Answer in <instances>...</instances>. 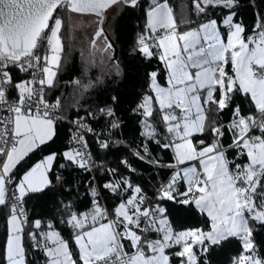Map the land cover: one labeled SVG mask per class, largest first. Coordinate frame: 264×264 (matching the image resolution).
I'll return each instance as SVG.
<instances>
[{
    "label": "snow or ice",
    "instance_id": "1",
    "mask_svg": "<svg viewBox=\"0 0 264 264\" xmlns=\"http://www.w3.org/2000/svg\"><path fill=\"white\" fill-rule=\"evenodd\" d=\"M117 3L136 7L138 0H0V102L6 103L5 85H13L10 66L22 72L33 70L31 80L13 85L18 91V100L10 109L14 114L13 143L10 148L0 147V156L5 157L0 165V205L7 203V186L14 182L16 165L55 135L54 120L48 109L58 107L60 102L57 100L55 105H49L43 95L44 88L54 84L63 50L60 37L63 21L55 13L64 7L74 13L101 15ZM192 6L197 15L206 14L209 8L229 9L222 21L229 29L227 40L221 35L216 19L179 32L167 3L154 4L146 13V33L138 38V50L145 58L159 55L168 72L167 87L160 86L156 81L157 73L152 72L151 86L155 96H145L138 110H142L146 118H151L153 103L158 104L168 133V142L162 147L173 150L175 166L190 161H197L199 165V169L195 165L180 168L168 184L160 187L157 198L183 206L195 204L207 212L212 221L211 229L176 232L169 222L166 208L159 205L142 207L145 198L139 186H133L127 179L107 183L104 187L113 192L123 187L125 191L131 190L132 195L115 208L112 219L98 203L94 204L91 213L70 214L68 223L76 230L74 240L82 264H170L171 258L166 250L173 245L181 247V251L174 254L182 258L181 264H199L194 247L207 252L211 246L230 237H239L243 247L234 264H264V258L256 255L249 227V219L264 223V202L257 205L253 199L264 180V135L250 134L257 128L264 134V23L258 22L253 34L245 38L244 26L234 22L236 14L231 11L236 0H192ZM101 36L106 44L103 50H110L112 44L103 28L95 33L96 38ZM42 42L48 46V52L43 56L37 54ZM92 45L95 47L96 39ZM228 64L232 74L226 71ZM37 68L41 74L38 80L34 71ZM217 92L219 99H216ZM235 92L250 95L261 118L245 117L238 106L234 109L235 119L229 126L234 132L232 146L239 148L248 162L236 164L233 171L225 152L220 151L218 141L223 136L222 126L209 129L216 137L212 144H205L203 140L194 143L193 136L206 130L209 110L206 106L215 104L222 111L228 107ZM34 97H39L38 101H34ZM107 114L113 115L112 110L108 109ZM113 127L118 125L113 124ZM145 127V134L155 137L157 133L153 126L146 122ZM79 139L83 142V137ZM4 142L7 144V135ZM101 147H108V143H102ZM56 156L52 153L44 157L15 181L13 195L17 203L11 207L8 220L5 264H28L23 241L26 218L22 200L28 192L41 191L51 183L48 172ZM63 156L80 168L88 167L85 153L79 150L65 151ZM180 180L187 185L183 191L177 188ZM33 224L34 228L40 229L42 221L35 220ZM48 228L52 229L51 223ZM139 231H155L161 236L160 239L147 240L138 234ZM28 235L36 241L35 247H43L47 264H77L68 242L58 231L39 233L44 241L42 244L37 241L36 232ZM125 239L130 240L134 249L131 254L124 249L122 241Z\"/></svg>",
    "mask_w": 264,
    "mask_h": 264
},
{
    "label": "trees",
    "instance_id": "2",
    "mask_svg": "<svg viewBox=\"0 0 264 264\" xmlns=\"http://www.w3.org/2000/svg\"><path fill=\"white\" fill-rule=\"evenodd\" d=\"M160 1L162 0H139L136 7L124 3L120 6L118 4L111 6L114 11L108 21L106 16L104 28L117 47L116 60L112 58V48L108 51L103 50L106 47L103 36L95 38L96 45L93 47V34L96 28L88 35L71 28L70 14L81 13L67 11L64 7L55 13L63 21L60 30L63 50L54 84L46 87V96L48 100L56 102L59 100L60 113L85 122L98 133L87 136L93 167L90 171L85 170L63 156L65 150L73 147L70 141V124L59 115L53 119L56 123L53 139L29 152L16 165L13 169L14 182L10 184L13 186L15 181H18L21 175L44 155L52 152L57 154L49 171L51 183L41 191L30 192L23 198V207L28 217L27 229L29 233L38 234L37 240L41 238L39 233L58 231L68 242L73 259L77 262L75 229L68 223L70 214L91 213L94 204L98 203L100 207L104 205L107 208L112 219L115 208L126 201L132 192L125 191L123 187L113 192L104 185L124 179L142 189L146 203L172 172L170 165L176 162L173 150L162 147L168 142V133L161 119L158 104L153 103L151 118H146L142 110H138L145 96H153L150 74L156 72V80L159 83H165L168 76L159 55L145 58L139 52L137 43L139 36L146 33L148 8ZM165 1L172 9L178 30L191 29L212 18L220 23L222 16L229 12V9L216 7L209 8L206 14L197 15L192 0ZM231 11L236 14L235 20L244 26L245 38L253 34L258 22L264 23V0H236V6ZM95 17L98 24V17ZM226 71L231 74L230 64L226 66ZM12 78L14 85L20 77L13 71ZM13 85L12 93L15 92ZM215 95L216 99H219V92ZM105 106L113 108V115L102 118L99 110ZM237 106L241 115L254 116L257 120L261 118L250 96L235 92L228 107L222 111L218 110L215 104L206 106L209 109L206 130L203 134L196 133L193 136L194 143L203 140L205 144H211L214 136L209 129L213 126H222L223 136L219 138V144L226 146L224 151L231 165H243L247 161V156L242 155L239 148L232 146L234 132L229 130L235 119L233 112ZM146 122L155 129L157 133L155 137L150 138L145 134ZM113 124L118 127H113ZM250 134L264 135L258 128ZM104 142L108 143V147H101ZM261 185L253 195L257 205L264 202L262 201L264 180L261 181ZM178 190L183 191L184 188L180 186ZM158 204L167 209V216L174 231L195 228L206 231L210 228V217L194 204L183 206L167 200H158ZM9 214L8 204L0 205V264H5L4 249ZM35 220L42 221L40 229L34 228ZM49 223L52 229L48 228ZM249 223L256 255L264 258V223L251 219ZM23 241L28 264H37L36 260L41 264L43 260L41 251L35 247L37 259L34 258L25 235ZM33 243L35 245V241ZM180 249V246L173 245L166 250L171 258V264L181 263L182 258L174 255ZM194 251L199 264H234L235 259L243 252V247L239 237H230L220 244L211 246L207 252H203L199 247H194Z\"/></svg>",
    "mask_w": 264,
    "mask_h": 264
},
{
    "label": "built area",
    "instance_id": "3",
    "mask_svg": "<svg viewBox=\"0 0 264 264\" xmlns=\"http://www.w3.org/2000/svg\"><path fill=\"white\" fill-rule=\"evenodd\" d=\"M139 1V0H138ZM52 24V22H51ZM162 34V33H161ZM48 52V46L46 44V42H42V46L41 48L38 50L39 55L43 56L45 54H47ZM41 67H43V61H41ZM10 72L12 74V72H16V74L20 77L17 82L20 81H25V80H31L33 78L32 73L33 70H29L28 72H22L19 71V69H17L16 67H11L10 66ZM36 72V79H40L41 78V74H40V69L37 68L34 70ZM6 88V103L5 102H0V147H5V148H10L12 143H13V139H12V129H13V119H14V114L12 111H10V109H12L15 106L16 101L18 100V91L17 89H15L14 93H12V85H5ZM43 95H44V99L45 101L49 104V105H55L56 101L53 100H48L47 96H46V87L43 90ZM34 101H38L39 97H34L33 98ZM33 108H35V104H33ZM101 109H104L105 111H101ZM99 110V114L102 116V118H107L109 117V115L107 114V110L111 109L113 112V108L111 106H105L102 107ZM50 116L54 119L56 116H62L65 120L68 121V123L70 124V141L72 144V147L74 150H79L83 153H85V157L88 159V167L84 168L85 170H91L93 167V163H92V157H91V152L90 149L88 147V143H87V136L90 134H94L97 135V132H94L93 129H91L85 122L78 120V119H74V118H69L68 116L64 115L63 113H60L59 111V106L58 107H50L48 109ZM177 114L179 115V110H176ZM81 124H83L85 127H82ZM5 128H7V133H5ZM88 129H91V131H89ZM5 135H7V144H5L4 139H5ZM80 137H83V142L80 141ZM109 139H111V137H108ZM216 139V137L213 138V141ZM212 141V143H213ZM219 142V141H218ZM86 145V146H85ZM225 148L220 146V151H224ZM5 157L4 156H0V165H2L3 161H4ZM177 162L171 164L172 166H170L172 168V172L169 174V176L160 184V186L157 189V192L151 197V199L149 201H147L143 207L145 208H155L158 204V190L160 189V187L162 185H166L169 183V181L171 180L172 176L175 174V172H177L181 165L179 166H175ZM229 167L235 171V165H229ZM180 182L181 180L178 182L177 184V188H179L180 186ZM8 188V192H7V204L9 206V209L11 210V207L17 203L15 197H14V193H15V189L13 188V186H11V184H8L7 186ZM103 205V204H102ZM22 206H23V200H22ZM24 208V207H23ZM102 209H106L107 208L103 205L101 207ZM25 211V209H24ZM107 212L109 213V211L107 210ZM26 218V223L24 224V235L26 236L27 241L29 242V245L31 247V251L33 252V256L34 258H36L35 255V246L34 243L31 239V237L28 235V217L25 211V217ZM109 219H111L110 215L108 217ZM142 218V224H141V228L145 227V223L143 222ZM76 230H74L75 232ZM154 231H148V232H144V231H139L138 234L141 235L144 238H147L149 236L150 233H152ZM132 252H134V249L131 252H128L129 254H131ZM37 259V258H36ZM37 264H40L38 260H36Z\"/></svg>",
    "mask_w": 264,
    "mask_h": 264
},
{
    "label": "rangeland",
    "instance_id": "4",
    "mask_svg": "<svg viewBox=\"0 0 264 264\" xmlns=\"http://www.w3.org/2000/svg\"><path fill=\"white\" fill-rule=\"evenodd\" d=\"M159 3H167L165 0H162V1H160ZM118 4V6H120V4L121 3H117ZM168 5V4H167ZM111 7V6H110ZM109 7V9L108 10H106V16H107V21H108V18L111 16V14L113 13V11H114V8L113 7H111L110 8ZM152 7V6H151ZM151 7H149L148 8V10L151 8ZM168 7H169V5H168ZM147 10V11H148ZM147 13V12H146ZM229 13H226L225 14V16L223 17V19L228 15ZM57 18H60V16H58ZM69 19H70V26H71V28H73V30H77V31H80V32H83V33H87V35L89 34V32H91L92 30H94L95 28H97V19H96V17L94 16V15H92V14H80V15H78V14H70V16H69ZM223 19H222V21H223ZM146 21H147V17H146ZM206 22V21H205ZM53 23V22H52ZM202 23H204V22H202ZM222 24V23H221ZM223 25V24H222ZM198 26V25H197ZM196 26V27H197ZM193 28H195V27H193ZM178 30V29H177ZM187 30H189V29H187ZM187 30H178L179 32H184V31H187ZM219 30H220V32H221V35L224 37V32H227V34H228V31H229V29H227L226 31H224V30H221L220 28H219ZM50 34V33H49ZM225 41L227 40V35L225 36ZM164 63V62H163ZM157 81V80H156ZM157 83L160 85V86H162V87H167V80H166V82L165 83H159L158 81H157ZM150 87H151V90H152V93H153V97L155 96V92L153 91V89H152V86H151V77H150ZM159 106V105H158ZM193 165H195L197 168H198V162L197 161H190V162H187V163H185V164H183V165H181V167L180 168H184V167H189V166H193ZM199 169V168H198ZM185 182V181H184ZM185 184H186V182H185ZM186 187H187V185H186ZM207 213V212H206ZM10 214H11V212H10ZM246 216H248V214L246 213ZM8 217H9V215H8ZM7 217V218H8ZM211 220V219H210ZM211 223H212V221H211ZM211 223H210V228L208 229V230H206V231H209L210 229H211ZM249 227H250V223H249ZM184 230H187V229H184ZM179 231H181V230H179ZM177 232V231H176ZM40 240V239H39ZM75 241V240H74ZM180 251H181V249H180ZM181 264V263H180Z\"/></svg>",
    "mask_w": 264,
    "mask_h": 264
},
{
    "label": "crops",
    "instance_id": "5",
    "mask_svg": "<svg viewBox=\"0 0 264 264\" xmlns=\"http://www.w3.org/2000/svg\"><path fill=\"white\" fill-rule=\"evenodd\" d=\"M168 4V3H167ZM229 13V12H228ZM225 16V14L222 16V18L220 19V23L218 22V25H219V28L221 29V30H224V31H226L228 28H227V26H224V25H222L221 23H222V19H223V17ZM212 19H214V18H212ZM205 22V21H204ZM234 22H237V23H240V22H238L237 20H235V17H234ZM225 34H224V38H225V36L227 35V32H224ZM231 70H232V68H231ZM231 74H232V72H231ZM167 80V79H166ZM250 96V95H249ZM251 98V97H250ZM255 106V105H254ZM56 123H55V120H54V129H55V125ZM212 144V143H211ZM221 146V145H220ZM221 147H224V148H226V146H224V145H222ZM69 150H74V149H72V148H69V149H67V150H65V151H69ZM64 151V152H65ZM223 152H225V151H223ZM52 153H54V152H52ZM52 153H48V154H46V155H44L41 159H39V160H37V161H35L24 173H26L27 171H29L36 163H38L39 161H41L44 157H46V156H48V155H50V154H52ZM173 154H174V152H173ZM225 156H226V154H225ZM174 158H175V154H174ZM226 159H227V156H226ZM228 160V159H227ZM175 161H176V158H175ZM55 162V161H54ZM248 162V158H247V161L244 163V164H246ZM54 164V163H53ZM53 166V165H52ZM52 168V167H51ZM198 168H199V165H198ZM24 173L21 175V177L24 175ZM48 179L50 180V175H49V172H48ZM180 186L181 187H183L184 188V190H185V188H186V184H185V182L183 181V180H181V182H180ZM179 186V187H180ZM13 188L15 189V184L13 185ZM28 193H30V192H28ZM27 193V194H28ZM145 204V203H144ZM144 204L142 205V207L144 206ZM195 205V204H194ZM196 206V205H195ZM200 210V209H199ZM201 211V210H200ZM11 212V211H10ZM202 212H204L205 214H207L206 213V211H202ZM10 216H11V214H9V217L7 218V230H9V225H8V220H9V218H10ZM120 231L121 232H123L124 231V229L123 228H121L120 229ZM181 231H183V230H181ZM177 232H179V231H177ZM8 234V233H7ZM160 236H161V234L160 233H158V232H153L152 233V235L150 236V237H147L146 239L147 240H156V239H160ZM37 241H40L41 242V244L44 242L43 241V238L41 237L40 238V240H37ZM35 243H36V241H35ZM122 243H123V245H124V249H125V251L126 252H131L132 250H133V248H132V246H131V242H130V240H127V239H125V240H123L122 241ZM76 247H77V250H78V262H77V264H82V262L79 260V249H78V246L76 245ZM37 249H39L40 251H41V253H42V258H43V260H42V263L41 264H47V257H46V255H45V252H44V250H43V247H39V248H37ZM168 254V253H167ZM170 264H171V262H170Z\"/></svg>",
    "mask_w": 264,
    "mask_h": 264
},
{
    "label": "water",
    "instance_id": "6",
    "mask_svg": "<svg viewBox=\"0 0 264 264\" xmlns=\"http://www.w3.org/2000/svg\"><path fill=\"white\" fill-rule=\"evenodd\" d=\"M106 10H107V9H106ZM106 10H104L103 13H102L101 15H97V14H95V13H88V14H93V15H95V16L98 17V24H97V28H96V30H95V32H94V34H93V39L96 38V37H95V33H96L99 29L103 28V30H104V35L107 36V38H108V42H110V43L112 44V49H113L112 52H111L112 58H113L114 60H116V58H117V47L115 46V44L113 43V41H112L111 38L109 37L108 32H107V31L105 30V28H104V22H105V19H106ZM51 22H52V21H50V24H51Z\"/></svg>",
    "mask_w": 264,
    "mask_h": 264
}]
</instances>
